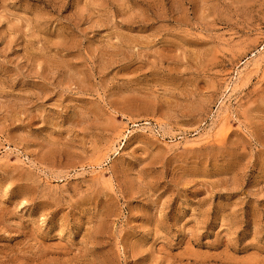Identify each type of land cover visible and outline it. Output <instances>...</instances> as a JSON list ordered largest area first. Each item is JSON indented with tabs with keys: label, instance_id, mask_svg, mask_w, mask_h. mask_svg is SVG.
Listing matches in <instances>:
<instances>
[{
	"label": "rangeland",
	"instance_id": "rangeland-1",
	"mask_svg": "<svg viewBox=\"0 0 264 264\" xmlns=\"http://www.w3.org/2000/svg\"><path fill=\"white\" fill-rule=\"evenodd\" d=\"M0 264H264V0H0Z\"/></svg>",
	"mask_w": 264,
	"mask_h": 264
}]
</instances>
